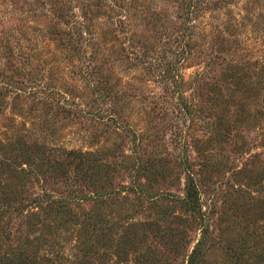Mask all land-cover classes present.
I'll return each mask as SVG.
<instances>
[{"label":"rangeland","instance_id":"374dc122","mask_svg":"<svg viewBox=\"0 0 264 264\" xmlns=\"http://www.w3.org/2000/svg\"><path fill=\"white\" fill-rule=\"evenodd\" d=\"M0 264H264V0H0Z\"/></svg>","mask_w":264,"mask_h":264},{"label":"trees","instance_id":"16d2710c","mask_svg":"<svg viewBox=\"0 0 264 264\" xmlns=\"http://www.w3.org/2000/svg\"><path fill=\"white\" fill-rule=\"evenodd\" d=\"M192 194H193V193H191V191L189 190V192H188V196H190V198H191ZM49 205H51V204H49ZM51 206H52V205H51Z\"/></svg>","mask_w":264,"mask_h":264}]
</instances>
